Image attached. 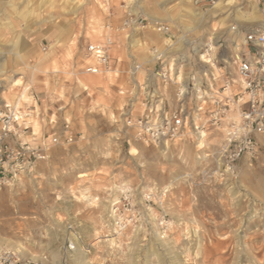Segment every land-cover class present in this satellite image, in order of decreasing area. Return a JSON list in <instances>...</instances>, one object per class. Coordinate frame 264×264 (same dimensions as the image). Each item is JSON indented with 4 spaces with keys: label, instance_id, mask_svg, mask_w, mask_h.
<instances>
[{
    "label": "rangeland",
    "instance_id": "rangeland-1",
    "mask_svg": "<svg viewBox=\"0 0 264 264\" xmlns=\"http://www.w3.org/2000/svg\"><path fill=\"white\" fill-rule=\"evenodd\" d=\"M254 1L234 0L219 12L208 0H134L136 11L168 28L160 43L153 31L121 35L125 52L147 60L146 92L166 107L194 108L205 100L210 110L208 101L222 84L237 81L232 61L243 34L263 26L264 0L253 9ZM109 2L119 6V0ZM101 4L0 0L1 101L10 103L9 92L31 75L34 63L35 85L50 83L58 63L68 70L81 54L80 37L100 30ZM153 50L162 54L160 62L151 61ZM157 73L165 74V82ZM63 79L54 80H70ZM90 104L80 100L66 115L72 143L52 146L46 160L0 189V248L49 264H264L262 138L255 160L241 159L224 172L216 155L222 128L206 125L200 136L188 131L173 143L143 145L131 140L120 116ZM61 117L59 111L48 134L63 130ZM124 193L133 201L135 222L120 236L103 239L110 203Z\"/></svg>",
    "mask_w": 264,
    "mask_h": 264
},
{
    "label": "built area",
    "instance_id": "built-area-1",
    "mask_svg": "<svg viewBox=\"0 0 264 264\" xmlns=\"http://www.w3.org/2000/svg\"><path fill=\"white\" fill-rule=\"evenodd\" d=\"M109 1L105 0L103 4L108 16H112ZM133 1L119 0L118 7L122 12L120 24L114 26L106 23L103 26L105 35L102 42L90 43L84 47L86 60L90 63L84 68L85 73L94 75L108 69L113 34L129 38L137 31H153L160 35L167 33L168 28L163 23L136 11ZM208 1L211 5L214 4V0ZM241 46L232 61L237 81L230 79L222 84L217 96L208 101L210 110L204 109L205 100L201 105L186 109L182 104L166 107L153 94L146 92L145 88L142 99H136L135 95L134 100L130 101V105L120 115L123 127L130 132L131 140L143 145L173 143L188 131L200 136L207 125L223 129L224 141L216 155L218 166L224 172H232L241 159L255 160L263 148L258 138L264 140V13L263 26L246 31ZM41 49L44 51L45 47ZM152 54L155 62L161 61L160 53L153 50ZM141 67V64H135L133 71ZM156 75L165 82V74ZM182 99V94L178 92L176 100ZM230 114L235 117L229 116ZM32 120L33 112L28 107L9 103L0 105V189L29 173L36 163L46 160L52 146L70 144L74 140L68 124H64L59 134L52 133L35 145L28 139L32 136ZM135 215L129 194H121L119 198L112 200L107 214L108 227L102 238L120 236L133 225ZM162 227V235L165 236V224ZM0 264L49 263L45 258L37 261L24 260L14 249L0 248Z\"/></svg>",
    "mask_w": 264,
    "mask_h": 264
},
{
    "label": "crops",
    "instance_id": "crops-1",
    "mask_svg": "<svg viewBox=\"0 0 264 264\" xmlns=\"http://www.w3.org/2000/svg\"><path fill=\"white\" fill-rule=\"evenodd\" d=\"M104 1L105 0H102L101 4L103 13L101 12V19L97 25L100 28L99 32L91 37H80L81 54L78 56L79 61L77 60L78 58L71 59L72 61L67 63V66H69V68H67L68 70H66V66H62V63H58L56 70L59 72L57 75H48L50 83L47 85L41 83L35 85L34 63L32 65L33 72L31 75L27 74L20 77L19 79L22 81L21 86L17 87L16 91L13 89L9 92V104L17 105V101L20 100L19 106L28 107L33 112V120L31 123L32 136H29L28 139L32 140L35 145L38 144L40 139L51 135L47 133L48 129L46 127L55 121L53 118L56 119V114L62 111L63 117H61V120L66 124L65 118L70 112L71 106L75 103H79L80 100H82L86 106H90L91 102L95 106H103V109L106 108L107 112L110 109V113L113 112L120 116L130 105V101L133 100L135 95L138 96V99H142L144 88L149 89L150 87L149 79L151 73L148 65L146 66L147 60L141 58V60L138 61L135 57L125 52L123 50L124 38L121 35H112L113 46L110 52L108 69L94 75L84 72V68L90 64L86 60L84 47L90 43L102 42V37L105 35L103 26L106 23L117 26L121 22L122 12L119 10L118 6L114 4L111 6L109 2L108 7L111 9L112 16H108L106 6L103 4ZM199 1L200 4H203L202 0ZM32 56L35 58V52H33ZM27 57L25 59H27ZM14 63L18 64L19 60ZM135 64H141L142 67L137 71H133ZM55 77L60 80L63 78L67 80L69 77L70 80L67 82L68 84L62 85L63 82H55ZM139 78L142 80L140 81ZM79 81H81L84 86H82ZM62 86L63 93H61ZM23 94L25 96L24 100L21 98ZM2 97L3 94H0V104L7 103L6 101H1ZM35 118H37V125L39 128L37 132H35L34 126L36 121ZM48 118L49 120L47 121ZM53 128L56 127L52 125L50 129L52 130Z\"/></svg>",
    "mask_w": 264,
    "mask_h": 264
},
{
    "label": "bare ground",
    "instance_id": "bare-ground-1",
    "mask_svg": "<svg viewBox=\"0 0 264 264\" xmlns=\"http://www.w3.org/2000/svg\"><path fill=\"white\" fill-rule=\"evenodd\" d=\"M232 4H234V0H218L217 2H215L214 4H213V6H212V10H215V11H222V10H225V9H227L228 7H232L231 5ZM257 4H258V1L257 0H255L254 1V3H253V5H252V8L253 9H255V6H257ZM238 12H239V10H238ZM30 13V12H29ZM209 13V12H208ZM201 13H197V12H195L194 13V15L195 16H199ZM241 14V13H240ZM201 15H204V13H202ZM227 17L228 16H225L224 18H223V22H226L227 21ZM221 20V19H220ZM221 21V22H222ZM220 23V22H219ZM225 26V25H224ZM234 28H231L230 27V30H233ZM153 37H154V39L158 42V43H160V40H162L161 38H163V35H152ZM162 42V41H161ZM163 45H166V41H163ZM161 56H162V54H160ZM202 55V54H201ZM153 58H154V56L152 57V59H151V61L153 60ZM201 59H203V56H201ZM88 61V60H87ZM89 62V61H88ZM179 77V76H178ZM79 83L81 84V85H83V83L82 82H80L79 81ZM18 84H19V82L18 81H15L14 83H13V85L12 86H18ZM21 85V84H20ZM21 98L24 100L25 99V96H24V94L21 96ZM26 101V100H25Z\"/></svg>",
    "mask_w": 264,
    "mask_h": 264
}]
</instances>
